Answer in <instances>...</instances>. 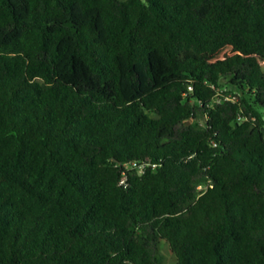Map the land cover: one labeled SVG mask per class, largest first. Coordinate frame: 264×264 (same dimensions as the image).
Here are the masks:
<instances>
[{
    "label": "trees",
    "instance_id": "16d2710c",
    "mask_svg": "<svg viewBox=\"0 0 264 264\" xmlns=\"http://www.w3.org/2000/svg\"><path fill=\"white\" fill-rule=\"evenodd\" d=\"M259 57L264 0H0V264H264Z\"/></svg>",
    "mask_w": 264,
    "mask_h": 264
},
{
    "label": "rangeland",
    "instance_id": "374dc122",
    "mask_svg": "<svg viewBox=\"0 0 264 264\" xmlns=\"http://www.w3.org/2000/svg\"><path fill=\"white\" fill-rule=\"evenodd\" d=\"M259 60L261 62L262 70L264 72V59L262 57H259ZM162 250H164V253L166 255V264H173L174 263L173 255L170 252V250H169V248H168V246L166 244H164V247H163Z\"/></svg>",
    "mask_w": 264,
    "mask_h": 264
},
{
    "label": "water",
    "instance_id": "95a60500",
    "mask_svg": "<svg viewBox=\"0 0 264 264\" xmlns=\"http://www.w3.org/2000/svg\"><path fill=\"white\" fill-rule=\"evenodd\" d=\"M66 24H68L69 26H72V25H73L72 21H69V22H67ZM73 29H74V30H77L76 27H73Z\"/></svg>",
    "mask_w": 264,
    "mask_h": 264
},
{
    "label": "built area",
    "instance_id": "2783aa9c",
    "mask_svg": "<svg viewBox=\"0 0 264 264\" xmlns=\"http://www.w3.org/2000/svg\"><path fill=\"white\" fill-rule=\"evenodd\" d=\"M132 164H137L136 162L132 163Z\"/></svg>",
    "mask_w": 264,
    "mask_h": 264
}]
</instances>
